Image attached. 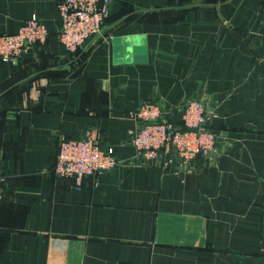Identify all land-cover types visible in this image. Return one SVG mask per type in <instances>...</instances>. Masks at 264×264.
<instances>
[{"label": "crops", "instance_id": "1", "mask_svg": "<svg viewBox=\"0 0 264 264\" xmlns=\"http://www.w3.org/2000/svg\"><path fill=\"white\" fill-rule=\"evenodd\" d=\"M59 1L0 0V36L34 15L49 32L0 61V264H264V0H116L82 61ZM193 99L216 113L214 154L141 155L131 112L156 101L179 122ZM88 127L120 163L77 187L58 143Z\"/></svg>", "mask_w": 264, "mask_h": 264}, {"label": "built area", "instance_id": "2", "mask_svg": "<svg viewBox=\"0 0 264 264\" xmlns=\"http://www.w3.org/2000/svg\"><path fill=\"white\" fill-rule=\"evenodd\" d=\"M116 0H60L62 25L58 38L68 53L89 46L99 36ZM49 32L34 15L15 34L0 36V61L18 63L33 49L44 46ZM216 113L200 100L184 106L179 122L156 102H146L131 112V142L138 152L164 164L189 162L197 156L211 157L217 149V136L211 127ZM100 129L88 127L80 139L61 138L55 173L74 179L82 187L86 177H96L119 165L113 147H104ZM6 177L0 171V202L4 198Z\"/></svg>", "mask_w": 264, "mask_h": 264}, {"label": "trees", "instance_id": "3", "mask_svg": "<svg viewBox=\"0 0 264 264\" xmlns=\"http://www.w3.org/2000/svg\"><path fill=\"white\" fill-rule=\"evenodd\" d=\"M110 18V17H109ZM108 18V19H109ZM108 19L106 20V22L108 21ZM70 56L72 57L73 60H77V61H82L85 56H86V52H84V48L79 49L77 52L75 53H69ZM21 61V60H20ZM20 61L18 63H20ZM178 123V122H177ZM211 128V127H210ZM212 129V128H211Z\"/></svg>", "mask_w": 264, "mask_h": 264}, {"label": "water", "instance_id": "4", "mask_svg": "<svg viewBox=\"0 0 264 264\" xmlns=\"http://www.w3.org/2000/svg\"><path fill=\"white\" fill-rule=\"evenodd\" d=\"M194 7H198V6H194V5H193V6H188V7H184V8H194ZM182 8H183V7H182ZM149 11H151V10H147V9H143V10H142V9H141V10L138 11V13H140V12H141V13H142V12H149ZM102 32H103V31H102ZM89 47H90V45L87 46V47L85 48V51H84V52H86V50H88ZM77 60H78V59H77Z\"/></svg>", "mask_w": 264, "mask_h": 264}]
</instances>
